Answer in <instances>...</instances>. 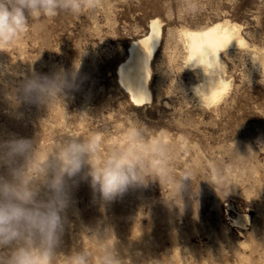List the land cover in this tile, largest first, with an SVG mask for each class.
Returning a JSON list of instances; mask_svg holds the SVG:
<instances>
[{
  "label": "rangeland",
  "instance_id": "374dc122",
  "mask_svg": "<svg viewBox=\"0 0 264 264\" xmlns=\"http://www.w3.org/2000/svg\"><path fill=\"white\" fill-rule=\"evenodd\" d=\"M79 2V12L29 18L23 32L0 42V142L34 141L25 167L40 178L64 140L92 141L94 169L119 155L147 182L105 201L93 189L90 165L66 177L55 264H72L79 252L90 264H264V66L257 58L264 53V0ZM153 18L164 24L153 100L136 106L117 72ZM222 18L243 25L259 53L225 50L232 86L208 106L194 94L201 76L186 67L176 32ZM61 70L75 77L63 97L47 106L17 103L26 79ZM239 216L243 224L234 225Z\"/></svg>",
  "mask_w": 264,
  "mask_h": 264
},
{
  "label": "clouds",
  "instance_id": "9594fccd",
  "mask_svg": "<svg viewBox=\"0 0 264 264\" xmlns=\"http://www.w3.org/2000/svg\"><path fill=\"white\" fill-rule=\"evenodd\" d=\"M80 8L79 0H0V42L7 43L23 32L29 18H52L61 10L77 13ZM217 57L218 53L205 49L190 56L186 67L193 71L199 67L205 75L218 72ZM74 87V74L63 70L51 76L34 74L21 84L16 101L47 106ZM95 148L92 141L67 138L37 178L25 167L35 152L34 141L14 138L0 142V168L7 172L0 175V264H55L68 207L66 177H74L85 164L91 166L88 174L93 189L105 201L147 182L136 165L124 163L119 155L97 171L90 160ZM72 264H90L89 254H75Z\"/></svg>",
  "mask_w": 264,
  "mask_h": 264
},
{
  "label": "bare ground",
  "instance_id": "6f19581e",
  "mask_svg": "<svg viewBox=\"0 0 264 264\" xmlns=\"http://www.w3.org/2000/svg\"><path fill=\"white\" fill-rule=\"evenodd\" d=\"M163 25L160 18H153L149 23L148 32L132 40L127 57L118 67V82L136 106H143L153 100V61L161 46ZM242 29L243 25L229 18L218 19L200 28L185 26L177 29L176 35L183 45L186 64L190 56L202 50L218 53L217 63L220 65V71L205 75L201 68H196L201 79L192 85V89L202 104H218L232 86L223 56L225 50L230 47H246L251 48L255 54L259 53L243 36ZM257 58L264 66V53L258 54ZM242 220V216H239L232 222L234 225L243 224Z\"/></svg>",
  "mask_w": 264,
  "mask_h": 264
}]
</instances>
